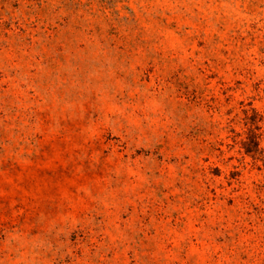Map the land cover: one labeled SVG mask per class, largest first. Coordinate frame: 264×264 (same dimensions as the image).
<instances>
[{
    "label": "rangeland",
    "instance_id": "obj_1",
    "mask_svg": "<svg viewBox=\"0 0 264 264\" xmlns=\"http://www.w3.org/2000/svg\"><path fill=\"white\" fill-rule=\"evenodd\" d=\"M0 264H264V0H0Z\"/></svg>",
    "mask_w": 264,
    "mask_h": 264
}]
</instances>
